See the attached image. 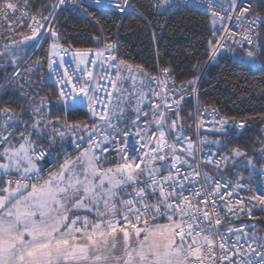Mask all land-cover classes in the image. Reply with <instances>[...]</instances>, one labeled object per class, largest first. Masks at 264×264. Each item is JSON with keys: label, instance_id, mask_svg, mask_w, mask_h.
<instances>
[{"label": "snow or ice", "instance_id": "obj_1", "mask_svg": "<svg viewBox=\"0 0 264 264\" xmlns=\"http://www.w3.org/2000/svg\"><path fill=\"white\" fill-rule=\"evenodd\" d=\"M90 8L131 9L146 27L199 12L212 24L206 64L264 69V16L250 0H0V264H264V235L242 222L264 215V137L258 155L224 152L247 122L202 105L198 75L177 83L170 67L153 75L120 58L102 24L103 47H74L60 20L96 19ZM248 87L264 92V75ZM205 114L217 138L194 140Z\"/></svg>", "mask_w": 264, "mask_h": 264}, {"label": "trees", "instance_id": "obj_2", "mask_svg": "<svg viewBox=\"0 0 264 264\" xmlns=\"http://www.w3.org/2000/svg\"><path fill=\"white\" fill-rule=\"evenodd\" d=\"M35 9L42 7L48 0H31ZM136 3V0H132ZM148 0H141L146 5ZM96 19L82 15L78 12H65L60 20L61 32L68 38L74 47L97 48L95 37L102 24L107 30L104 36L108 41H117L119 56L129 63L139 64L145 71L156 74L162 67H170L173 78L177 83L191 79L195 75H203L199 85L200 101L218 108L221 114L230 119H245L247 127L239 136H230L231 143L226 144L224 152L234 147L245 149L249 155L254 152L258 155L261 147V138L264 137V92L259 87H248L250 82L258 80L264 75V69L239 66L232 59L221 58L218 63H208L205 51L207 41L212 36V24L206 16L195 11H184L178 16L166 21L160 16L158 22L153 18L155 27H146L144 21L131 9L123 15L108 10H96ZM258 13L264 15V3L260 4ZM183 23L180 24V18ZM180 24L179 27L177 25ZM166 25V26H165ZM220 28V25H216ZM102 37V41H103ZM47 45H45V51ZM42 55L37 52L29 57L27 63L36 60ZM228 54H225L227 57ZM199 62L200 71L193 72V65ZM3 69L0 68V73ZM11 72V68L8 69ZM43 73H47L45 67ZM37 75H42L37 72ZM2 83V76H0ZM46 84L51 85L49 78ZM11 85L8 89H11ZM2 95V93H0ZM51 96L53 103L56 98L52 96L51 89L45 87L40 96ZM19 97V93L7 97L19 111L20 105L27 107V101ZM86 112V109H84ZM189 111V110H188ZM73 119L85 120L82 113ZM247 175V173H245ZM261 232H264V220L259 222Z\"/></svg>", "mask_w": 264, "mask_h": 264}, {"label": "built area", "instance_id": "obj_3", "mask_svg": "<svg viewBox=\"0 0 264 264\" xmlns=\"http://www.w3.org/2000/svg\"><path fill=\"white\" fill-rule=\"evenodd\" d=\"M250 3H251V5H253V11H252V13H251V16L254 18L255 16H257V15H260V16H264V15H262V14H260V13H258V9H259V7H260V4L261 3H264V0H250ZM107 10V9H106ZM108 11H111V10H108ZM113 12V11H112ZM115 13H117V14H120V15H123V14H125V13H119V12H115ZM219 25V24H218ZM232 27H234L235 26V22L233 21L232 22V25H231ZM112 42H114V43H117L118 44V42L117 41H112ZM119 45V44H118ZM208 64V63H207ZM206 64V65H207ZM155 75V74H154ZM202 75H203V71L200 73V75H199V83H198V85H197V88H198V90H199V85H200V81H201V78H202ZM50 81H51V83L53 84L54 83V81L50 78ZM178 83H180V82H178ZM200 103L202 104V105H204L205 107H207V106H209L208 104H206V103H204V102H202V101H200ZM212 106V105H211ZM213 107H215V106H213ZM215 108H217V107H215ZM218 109V108H217ZM189 110V111H188ZM196 112H197V109H196V99H195V97L194 96H188L187 97V106L184 108V115H185V117H187V115L189 114V113H192L193 114V116L195 117L196 116ZM219 117H224L222 114H221V112L218 110V116H217V118H219ZM230 119V118H229ZM203 120H204V127L203 128H201L200 130H199V136H197V131H196V129H195V120H193L192 122H191V124H192V128H191V132L190 133H186L187 135H191V137L195 140V139H199V138H201V137H208L209 139H212V137L214 138H217L215 135H213L212 134V132L210 131V129H211V127H212V120H213V116L211 115V114H205L204 116H203ZM230 120H232V121H234V122H240V121H246L245 119H230ZM247 122V121H246ZM189 122L188 121H186V126H187V124H188ZM228 127L229 128H231L232 127V125L231 124H229L228 125ZM246 127H247V123H246ZM246 127L244 128V129H239V130H236L234 133H230V136H239V135H241L244 131H245V129H246ZM214 150V149H213ZM225 178H227V174H225ZM262 220H264V215H261L260 213H257V216L256 217H253V218H248V217H244L243 218V223L244 224H246V225H254V227H255V229L256 230H258L259 232H260V234L261 235H264V232H261V230H260V227H259V222H261Z\"/></svg>", "mask_w": 264, "mask_h": 264}, {"label": "rangeland", "instance_id": "obj_4", "mask_svg": "<svg viewBox=\"0 0 264 264\" xmlns=\"http://www.w3.org/2000/svg\"><path fill=\"white\" fill-rule=\"evenodd\" d=\"M0 44H2V41H0ZM21 55H23V53H22ZM66 59H68V58L66 57ZM33 61H35V60H33ZM33 61H31V62H29V63H32ZM29 63H27L26 66H24V67H27ZM214 63H215V62H214ZM212 139H216V138H215V137H214V138L212 137Z\"/></svg>", "mask_w": 264, "mask_h": 264}, {"label": "crops", "instance_id": "obj_5", "mask_svg": "<svg viewBox=\"0 0 264 264\" xmlns=\"http://www.w3.org/2000/svg\"><path fill=\"white\" fill-rule=\"evenodd\" d=\"M68 59H70V58H68ZM3 62L2 61H0V64H2ZM69 143H70V141H69Z\"/></svg>", "mask_w": 264, "mask_h": 264}]
</instances>
